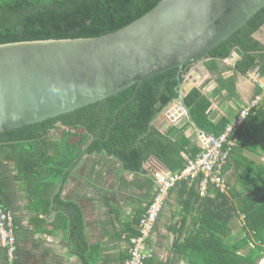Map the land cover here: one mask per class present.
I'll return each mask as SVG.
<instances>
[{
  "label": "trees",
  "instance_id": "trees-1",
  "mask_svg": "<svg viewBox=\"0 0 264 264\" xmlns=\"http://www.w3.org/2000/svg\"><path fill=\"white\" fill-rule=\"evenodd\" d=\"M160 1L0 0V44L104 35L139 19ZM263 26L264 8L205 56L207 69L220 74L223 60L240 56L235 75L219 78L214 94L224 100L236 98L237 74L247 75L259 68L264 77V43L255 37ZM191 67L192 63L187 64L181 73L178 68L171 69L103 101L0 134V174H12L26 191L30 199L26 208L37 215L34 222L39 231L68 233L71 252L82 264H98L104 248V242H90L83 207L62 196L67 178L82 159L96 154L111 156L122 162L124 170L135 174L146 173L148 164L173 174L181 172L189 160L202 153L197 142L186 134L194 127L193 122L206 134L218 138L248 106L236 110L231 107L226 115L215 117L214 102L201 87H194L184 98L193 122L189 119L182 126L162 131L155 122L178 98L183 74ZM206 80L212 77L208 75ZM222 90L228 92L227 96ZM261 93L257 87L255 95ZM230 139L234 144L225 143L222 147V152L228 153L221 167L227 192L215 188L202 196L199 182L186 180L170 189L167 200L177 187L179 193L178 206L168 209L173 216L172 220L169 216L168 231L174 235L171 251L179 256L180 264H264V162L257 163L246 155H264V95L261 103L250 109L244 126ZM153 201L154 197L134 215L133 221L127 222L121 221V209L112 207L113 219L121 224V237L129 243L122 264L130 257V240L140 234V222ZM0 203L3 204L1 196ZM53 212L48 230L44 228L47 219L40 216ZM160 217L148 242L150 249ZM237 218L241 220L240 237L230 241ZM154 254L148 257L147 264H154Z\"/></svg>",
  "mask_w": 264,
  "mask_h": 264
},
{
  "label": "water",
  "instance_id": "water-1",
  "mask_svg": "<svg viewBox=\"0 0 264 264\" xmlns=\"http://www.w3.org/2000/svg\"><path fill=\"white\" fill-rule=\"evenodd\" d=\"M263 8L264 0H161L104 35L0 44V134L103 101L171 69L181 73ZM188 73L158 120L192 119L184 98L200 76ZM193 124L200 136L206 134Z\"/></svg>",
  "mask_w": 264,
  "mask_h": 264
},
{
  "label": "crops",
  "instance_id": "crops-1",
  "mask_svg": "<svg viewBox=\"0 0 264 264\" xmlns=\"http://www.w3.org/2000/svg\"><path fill=\"white\" fill-rule=\"evenodd\" d=\"M255 37L264 43V26L255 34ZM239 59L240 56L235 54L233 57L223 60L220 63L222 74L219 72L211 73L205 66V61L201 62L202 67L198 69V74L202 75L198 85L208 75L212 77L211 84L205 87L206 90L203 89V93L212 96V100L216 101L214 105L219 110L214 112L215 117L221 114L226 115L231 107L238 109L239 106L246 105L255 95L257 88L249 74L236 75V92L238 95L236 98L224 100L221 95L214 94L215 88L218 87L219 78L235 75L234 67ZM221 93L225 96L228 94L226 90H222ZM157 122L158 124H156ZM183 124L185 123L174 124L168 120V117L155 122V125L164 132L168 131L170 126H182ZM194 129L191 126L187 130L188 137ZM192 138L193 141L197 142V138L199 140L198 133L197 137ZM246 155L249 157L259 156V154ZM148 165L149 167L152 166L151 164ZM145 169L146 173L135 174L124 170L120 160L111 156L96 154L82 159L64 184L63 198L75 200L85 211V222L90 242L92 244L104 242L101 260L98 264H122L123 256L128 252L129 243L121 237L122 228L119 230L121 224L113 219L111 211L113 206H118L122 211L121 221L127 222L133 221L134 215L146 208L155 195L157 185L151 176V170L154 168H150V170L145 166ZM133 177H137L138 180L133 179ZM20 186L12 174L5 172L0 174L2 203L14 213L18 227L16 264H82L80 259L71 252L69 235L66 231L60 230L54 234L39 231L40 229L34 222L37 215L26 208L30 199L27 197L26 191ZM177 189L178 187L167 200L152 239L155 252L154 264H160V262L162 264L181 263L179 256L171 251L174 235L168 231L169 216L171 220L173 219L171 209H168L171 203H175L174 201L179 198ZM54 216L55 212L49 216H40L47 219L48 223L44 225V228L51 229L49 223L54 219ZM0 264H7L4 254L0 256Z\"/></svg>",
  "mask_w": 264,
  "mask_h": 264
},
{
  "label": "built area",
  "instance_id": "built-area-1",
  "mask_svg": "<svg viewBox=\"0 0 264 264\" xmlns=\"http://www.w3.org/2000/svg\"><path fill=\"white\" fill-rule=\"evenodd\" d=\"M253 83L262 90V93L255 96L253 100L248 102V106L235 118L227 127L225 132L218 138L214 136L200 137L202 139L200 156L192 159L187 167L177 173L163 168H154L151 170L156 185L157 192L154 201L150 204L144 217L140 222V234L131 238L132 247L130 257L125 264H147L148 257L153 255V248L150 249L148 242L151 239L157 220L160 217L165 201L169 196L170 189L174 188L182 181H198L200 195H206L209 190L214 191L218 188L220 191H228L226 178L222 175L221 167L224 166L228 159V153L222 152L225 143L230 145L234 141L230 137L243 127L247 115L252 107L261 103L264 95V77L261 75L259 68H256L251 75ZM171 173V174H170ZM17 225L15 223V215L12 211L5 209L0 203V256H6L7 264H16L17 259Z\"/></svg>",
  "mask_w": 264,
  "mask_h": 264
},
{
  "label": "rangeland",
  "instance_id": "rangeland-1",
  "mask_svg": "<svg viewBox=\"0 0 264 264\" xmlns=\"http://www.w3.org/2000/svg\"><path fill=\"white\" fill-rule=\"evenodd\" d=\"M236 57V56H235ZM206 60V59H205ZM204 60V61H205ZM203 61V62H204ZM202 62V63H203ZM202 63H201V61H196V62H194V63H192V67H191V69L192 70H195L196 71V74L197 75H199L200 76V79L196 82V83H193V88L194 87H201V89L203 90L205 87H207V86H209L210 84H211V80H206V81H204V79L202 80V82L198 85V82L199 81H201V77H202V75L201 74H198V69L200 68L201 69V67H202ZM196 78V75H194V76H191L189 79H190V81L191 82H194V79ZM185 79H187L186 77H185ZM188 80V79H187ZM205 90H206V88H205ZM208 96V95H207ZM209 97L211 98V100H212V96H210L209 95ZM213 101V100H212ZM213 102H216V101H213ZM175 106V103H174V105H172V107H174ZM215 110H214V112H216V111H218L219 109L217 108V107H215L214 108ZM233 110H236V109H234L233 108ZM213 112V113H214ZM186 121H187V117H186V115H185V117H183V118H181V120H180V122H182V123H186ZM179 122V123H180ZM156 124H158V122L156 123ZM161 129V128H160ZM193 129H194V127H193ZM60 133V132H59ZM191 134H190V137L192 138V137H197V131H196V129H194V130H192L191 132H190ZM53 138H57V135L56 134H53ZM193 139V138H192ZM195 141V140H194ZM202 142V139L200 138V136H199V140H198V138H197V144L201 147V142ZM196 142V141H195ZM257 163H261L262 162V160L264 161V156L261 158V156H253L252 157ZM191 160H189V162H190ZM4 162H3V164H2V169L3 168H5V167H3L4 166ZM9 167H10V165H9ZM114 167H115V165H114ZM118 167V166H117ZM149 167V165H147L146 166V168H148ZM92 171V170H91ZM91 171H89V173H91ZM84 174V173H83ZM171 174V173H170ZM133 179H135V180H138V178L137 177H133ZM94 183V182H93ZM20 185V184H19ZM21 187V186H20ZM26 195H27V193H26ZM175 203H171V205H173V209H175V207L174 206H178V204H176L177 202L176 201H174ZM240 226H241V220L239 219V218H237V219H235V221H234V223H233V229H234V232H233V238L232 237H230V241H234L235 240V238H238V237H240L239 236V233H240ZM250 246V245H249ZM249 249V247L247 248V249H245V250H242V253H246V251Z\"/></svg>",
  "mask_w": 264,
  "mask_h": 264
},
{
  "label": "clouds",
  "instance_id": "clouds-1",
  "mask_svg": "<svg viewBox=\"0 0 264 264\" xmlns=\"http://www.w3.org/2000/svg\"><path fill=\"white\" fill-rule=\"evenodd\" d=\"M206 60H207V59H206ZM206 60H205V61H206ZM190 70H191V69H190ZM254 70H255V69H254ZM254 70H253V71H254ZM253 71H252V72H253ZM252 72L249 73V76H250V79H251V80H252V78H251ZM188 74H189V73L187 72V76H186V78H188V76H189ZM184 80H185V78H184ZM252 82H253V81H252ZM255 86H256V85H255ZM256 88H257V86H256ZM255 96H257V95H254L253 98H252L251 100H253V99L255 98ZM251 100H250V101H251ZM250 101H249V102H250ZM247 104H248V103H247ZM214 106H215V105H214ZM182 109H183V108H182ZM183 110H184V109H183ZM184 111H185V110H184ZM186 117H187V116H186ZM187 118H188V117H187ZM188 120H189V118H188ZM179 122H180V121H178L177 124H178ZM174 124H176V123H174ZM194 127H195V126H194ZM195 129H196V127H195ZM196 131H197V129H196ZM197 132H198V131H197ZM198 135H199V133H198ZM199 136H200V135H199ZM204 136H213V135L205 134ZM204 136H200V137H204Z\"/></svg>",
  "mask_w": 264,
  "mask_h": 264
},
{
  "label": "bare ground",
  "instance_id": "bare-ground-1",
  "mask_svg": "<svg viewBox=\"0 0 264 264\" xmlns=\"http://www.w3.org/2000/svg\"><path fill=\"white\" fill-rule=\"evenodd\" d=\"M182 112L184 113L185 111L183 110Z\"/></svg>",
  "mask_w": 264,
  "mask_h": 264
}]
</instances>
